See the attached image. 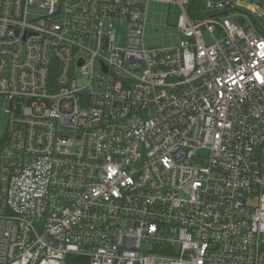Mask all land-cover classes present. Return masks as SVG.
<instances>
[{
	"label": "built area",
	"instance_id": "2783aa9c",
	"mask_svg": "<svg viewBox=\"0 0 264 264\" xmlns=\"http://www.w3.org/2000/svg\"><path fill=\"white\" fill-rule=\"evenodd\" d=\"M201 2L0 0V264H264V0Z\"/></svg>",
	"mask_w": 264,
	"mask_h": 264
},
{
	"label": "rangeland",
	"instance_id": "374dc122",
	"mask_svg": "<svg viewBox=\"0 0 264 264\" xmlns=\"http://www.w3.org/2000/svg\"><path fill=\"white\" fill-rule=\"evenodd\" d=\"M180 8L176 5H168L158 1H150L147 9L146 25L143 31V42L147 47H171L177 43L176 21ZM245 22L248 20L245 18ZM116 44L122 46L125 40L126 23L122 19L113 20ZM208 41V40H207ZM88 89L80 93V105L86 106ZM22 101L18 99L15 111ZM10 100L0 97V142L4 138L8 126V114Z\"/></svg>",
	"mask_w": 264,
	"mask_h": 264
},
{
	"label": "trees",
	"instance_id": "16d2710c",
	"mask_svg": "<svg viewBox=\"0 0 264 264\" xmlns=\"http://www.w3.org/2000/svg\"><path fill=\"white\" fill-rule=\"evenodd\" d=\"M194 3L196 4V5H198V7H201V5H202V2H201V0H194ZM2 143V141L0 142V144Z\"/></svg>",
	"mask_w": 264,
	"mask_h": 264
}]
</instances>
